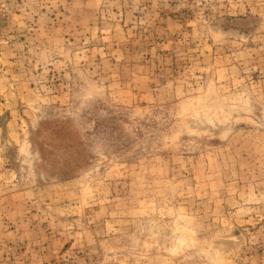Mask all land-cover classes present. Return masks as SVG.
<instances>
[{
  "label": "rangeland",
  "instance_id": "1",
  "mask_svg": "<svg viewBox=\"0 0 264 264\" xmlns=\"http://www.w3.org/2000/svg\"><path fill=\"white\" fill-rule=\"evenodd\" d=\"M0 264H264V0H0Z\"/></svg>",
  "mask_w": 264,
  "mask_h": 264
}]
</instances>
